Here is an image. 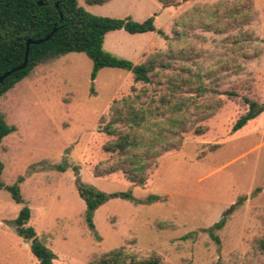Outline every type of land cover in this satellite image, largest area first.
<instances>
[{
    "label": "rangeland",
    "instance_id": "1",
    "mask_svg": "<svg viewBox=\"0 0 264 264\" xmlns=\"http://www.w3.org/2000/svg\"><path fill=\"white\" fill-rule=\"evenodd\" d=\"M102 1L79 3L98 16H155V32L113 31L103 45L150 65L151 82L110 67L93 80L91 59L67 53L0 96L14 128L0 145V264H39L15 228L24 206L55 264H91L116 249L161 264H264V111L234 131L245 99L264 104V0ZM127 134L139 142L130 155L148 166L144 186L124 172L127 157L104 149ZM78 176L137 200L103 204L95 233ZM14 185L22 204L6 188ZM150 195L161 198L151 204ZM231 207L224 228L213 229Z\"/></svg>",
    "mask_w": 264,
    "mask_h": 264
},
{
    "label": "trees",
    "instance_id": "2",
    "mask_svg": "<svg viewBox=\"0 0 264 264\" xmlns=\"http://www.w3.org/2000/svg\"><path fill=\"white\" fill-rule=\"evenodd\" d=\"M103 2L105 1L88 0L90 4ZM54 30L56 31L49 41L41 45H31L27 68L13 73L4 80L0 85V96L14 88L18 82L27 77L45 60L58 58L67 53H84L91 59L93 62L91 75L93 80L96 79L100 70L110 67L131 72L135 82H151L149 74L152 72V67L150 65L134 64L129 60L117 57L105 51L103 45L107 34L113 31L124 30L132 35L155 32L157 30L155 16L143 22H136L131 18L119 19L98 16L88 12L80 5L79 0H0V77L24 62L28 40H42ZM159 33L163 34L160 30ZM245 103L249 105V110L235 124L234 131L242 128L259 112L264 111V104L261 105L250 99H245ZM118 121L121 120L118 119ZM113 125L107 126L104 133L112 135ZM13 130L14 128L8 126L0 115V145ZM138 145V137L131 138L127 134L112 144V148L106 146L104 149L108 152L117 151L122 157H127V163L131 165L124 172L134 185L144 186L147 178L142 175L147 172L148 166L142 162V158L140 159L137 155H130ZM3 169V163L0 159V188L5 187L1 181ZM76 185L86 204L85 220L87 226L94 232L96 231L94 215L103 204L114 198L137 200L129 191L106 193L98 190L94 186L84 184L79 176ZM6 188L16 203L22 204L24 202L17 185ZM160 198L158 195H150L148 202L153 204ZM233 210L234 207H231L225 211L224 217L214 224L213 229L224 228L226 216ZM30 219L31 210L28 206H24L14 221L17 233L26 242L31 243V251L38 259L39 264H55L56 255L39 240L35 229L28 226ZM213 236L216 242L220 244V238ZM262 245L264 246V241ZM91 264H161V261L155 257L137 260L130 258L123 249H116Z\"/></svg>",
    "mask_w": 264,
    "mask_h": 264
},
{
    "label": "water",
    "instance_id": "3",
    "mask_svg": "<svg viewBox=\"0 0 264 264\" xmlns=\"http://www.w3.org/2000/svg\"><path fill=\"white\" fill-rule=\"evenodd\" d=\"M40 5H42V3L40 2ZM56 30H54L51 34H49L46 38L42 39V40H28L26 43V53H25V57H24V62L15 67L14 69L10 70L9 72H7L6 74H4L3 76L0 77V85L4 82V80L9 77L10 75H12L13 73L22 71L24 69L27 68L28 63H29V52H30V47L31 45H41L44 42H47L51 39V37L53 36V34L55 33Z\"/></svg>",
    "mask_w": 264,
    "mask_h": 264
}]
</instances>
